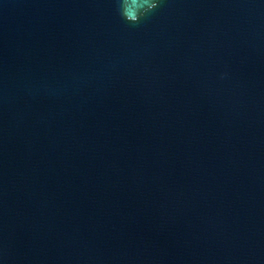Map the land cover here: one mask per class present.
Returning <instances> with one entry per match:
<instances>
[{"label":"water","instance_id":"water-1","mask_svg":"<svg viewBox=\"0 0 264 264\" xmlns=\"http://www.w3.org/2000/svg\"><path fill=\"white\" fill-rule=\"evenodd\" d=\"M0 264H264V0H0Z\"/></svg>","mask_w":264,"mask_h":264},{"label":"clouds","instance_id":"clouds-1","mask_svg":"<svg viewBox=\"0 0 264 264\" xmlns=\"http://www.w3.org/2000/svg\"><path fill=\"white\" fill-rule=\"evenodd\" d=\"M120 15L132 25L139 24L142 19L155 11L159 0L147 3L146 0H118Z\"/></svg>","mask_w":264,"mask_h":264}]
</instances>
